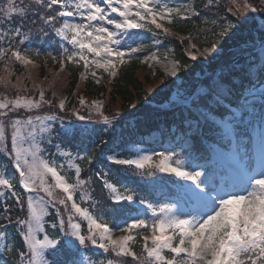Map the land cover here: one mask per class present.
I'll return each mask as SVG.
<instances>
[{"label":"snow or ice","instance_id":"6c2138e0","mask_svg":"<svg viewBox=\"0 0 264 264\" xmlns=\"http://www.w3.org/2000/svg\"><path fill=\"white\" fill-rule=\"evenodd\" d=\"M218 6L217 0H208L204 9L210 11ZM227 10L234 16L244 17L242 22L246 23L247 13H264V0H260L259 5L250 0H229ZM29 15L34 17L33 24L37 20L42 22V33L46 34L47 28L60 39L62 65L65 60L80 65L85 69L81 79H86L90 73L96 83H100L96 70L102 69L109 76H115L120 65L139 58L137 53L158 46L161 34L175 35L171 27L175 21L199 17L201 10L193 3L177 7L166 0H3L0 3V35L21 37ZM17 18L19 22L13 28L12 22ZM5 24L8 25L6 29ZM233 29L238 30V24L230 21L220 34L227 35ZM261 32L264 33V28ZM145 33L153 38L151 45L146 43L148 36ZM27 38L28 33H24L19 43L23 44ZM207 51L205 49L202 54L206 55ZM189 55L192 60L197 59L191 50ZM5 58H14L25 67L35 66L33 60L19 49L14 50L11 43L0 46V60ZM258 59V76H261L264 75V35L260 37ZM149 61L161 65L165 77H175L183 67L168 55L161 59L157 51H150L142 62ZM252 67L255 64L250 65L249 72ZM10 84L7 77H0V85L7 88ZM12 87L17 89L15 98L7 95L0 98V156L12 162L14 173H8L7 167L0 170V189L3 190L0 197L10 193L23 215L14 216L7 199L0 205V264H9L7 254H14L12 264H128L124 259L108 258L109 252L118 258L131 257L135 264H264V130L258 150L252 155L246 152L241 157L236 180L223 187L218 186L206 171L197 170V165L187 170L174 150L124 158L109 155L107 160L111 164L134 169L141 176L168 173L194 185L181 186L187 199L153 202L137 196L134 188L119 181L110 182L108 173H99L108 194L107 210L112 214L113 222L119 221L113 227L103 214L90 211L91 205L81 206L92 200V194L85 187L89 181L81 179V167L74 161L86 160L91 164L92 155L87 150L74 155L65 150L66 145H54L57 152L67 158V168L74 169L71 182L66 174H61L65 168L63 163L57 165L54 160L41 155L45 150L41 147L45 134L49 136L47 142L52 143L51 122L57 117L33 112L43 105L51 107L53 100L45 99L43 89L39 90L38 100L21 96L19 79ZM208 88L207 95L200 100H215L217 108H223L220 100L226 98L217 89L226 88L230 95L231 88L223 79ZM79 103L85 106L86 101L80 98ZM87 106L103 117L105 125L111 123L101 111V102L93 101ZM58 107L65 110L64 99L59 101ZM20 109L28 115L21 118ZM73 114L81 122L91 119V112L86 117L74 109ZM224 114L230 115L227 109ZM221 124L225 133L233 131L226 120ZM66 131L74 138H81L82 142L98 134L87 124L70 125ZM101 141L94 142V146ZM103 143L107 144L106 141ZM49 175L54 183L48 182ZM17 184L28 193L27 197L17 194ZM56 190L63 195H57ZM57 205L63 206L66 218ZM49 209H55L56 222L51 224L46 219L51 215ZM82 222H86V230L82 229ZM139 230L148 231L150 236ZM116 231L127 234L113 238ZM13 232L21 238V247L16 246ZM137 235L143 236L144 240L139 255L132 247ZM90 249L102 250L103 258Z\"/></svg>","mask_w":264,"mask_h":264},{"label":"trees","instance_id":"16d2710c","mask_svg":"<svg viewBox=\"0 0 264 264\" xmlns=\"http://www.w3.org/2000/svg\"><path fill=\"white\" fill-rule=\"evenodd\" d=\"M192 2L201 10V16L192 17L187 21H175L171 26L175 35L161 34L158 37L183 65L180 69L179 83L142 63V54L154 51L157 46L137 53L138 59L120 65L115 76L111 77L102 70H96L97 78L100 79V83H96V79L90 73L86 79H81V74L85 72L82 66L68 63L66 60L63 65L60 63L63 55L60 39L47 28L46 34L42 33L40 31L42 22L37 20L33 24L34 17L31 15L24 22L21 37L5 38L0 35V46L6 47L11 43L14 50L19 49L23 55L33 60L35 65L25 67L14 58L0 60V77H7L11 81L7 88L0 85V93L15 98L17 89L12 85L17 84L19 79L21 96L38 97L39 90L43 89L45 99L53 100L51 107L45 105L46 113L51 112L44 114L57 117L51 122L52 143L47 142L49 136L45 134L41 145L49 151H56L55 144L66 145L65 150L73 153L83 148L88 149L92 155V163L84 160L81 161L80 167L82 173L89 176L88 180L93 182L88 186L92 200L81 206L91 205L90 211L98 215L103 214L110 226L114 227L119 221L113 222L112 214L107 210L109 203L107 190L103 188L102 180L98 176L101 172L108 173L110 182L119 181L122 185L134 188L137 196H144L153 202L180 197L187 199V196L181 187L182 184H176L177 180L176 183L167 180L166 173L157 172L153 176H141L136 174L134 169L111 164L107 160L109 155H119L121 158L152 155L156 150L166 151L162 149L168 145L170 151H182L190 159V165L212 160L213 163L204 170L217 184V177L224 170L218 162L221 156L216 153L214 157L215 147L220 148L219 153L223 150L229 152L238 149L239 156L242 157L246 152L249 155L254 154L256 151H253L252 147L259 145L261 131L264 130V83L261 82L264 81V75L258 76L260 37L264 35L261 32V28H264V19L261 17L264 13H247L248 20L243 23L244 17L234 16L227 10L229 0H217L219 6L213 7L210 11L204 9L208 0ZM250 2L259 5L260 0ZM0 3H3V0H0ZM63 19L65 18H61ZM230 21L238 24V30L233 29L227 35H221L222 28ZM18 22L19 18L14 20L11 26L14 28ZM7 27L5 24V29ZM24 33H28V38L20 44L19 40L23 38ZM150 37L148 34V38ZM146 43L152 44L148 40ZM193 44L195 47L191 48ZM205 49L208 51L203 55ZM190 50L197 56L196 60L190 58ZM253 64L255 67L249 72V67ZM221 79L231 88L230 95L226 88L217 89L220 95L226 98L220 100L223 108H217L215 100L201 101L200 97L206 96L209 91L208 86H215ZM99 93L103 95L109 93L104 115L109 117L111 123L105 125L103 117L99 121L94 116L84 122L78 121L73 110H78L82 115L85 113V109L79 106L80 95L93 97ZM256 96L261 100L253 101L252 98ZM61 99L65 100L64 111L58 107ZM251 104H254L256 109L254 113H249L247 109ZM224 109H227L230 115H225ZM224 119L232 124L233 137L225 133L220 122ZM80 124H87L90 129H96L98 134L82 142L81 138H74L66 131L70 125ZM154 135H158L159 140L148 142L147 139ZM96 141L101 142L94 146ZM104 141L107 144H104ZM56 154L64 161L62 155L58 152ZM7 162H9L7 169L14 171L12 162L5 161L3 156H0V170H3ZM16 176L18 177V173ZM15 191L22 198L27 197L18 184ZM76 196L79 197L77 194ZM5 199L12 206L14 216L23 215L14 203L15 198L10 197V193L6 192L4 197H0V205L4 204ZM49 211L51 215L46 219L51 224L56 222L55 209ZM85 224L83 222L84 226ZM12 235L15 237L16 246L21 247V238L14 232ZM143 244V237L137 235L132 247L138 255L142 252ZM148 244L151 246V241H148ZM89 251L101 258L104 256L102 250ZM7 255L9 264H12L14 254ZM107 257L113 260L124 259L128 264H135L131 257L118 258L111 252Z\"/></svg>","mask_w":264,"mask_h":264},{"label":"rangeland","instance_id":"374dc122","mask_svg":"<svg viewBox=\"0 0 264 264\" xmlns=\"http://www.w3.org/2000/svg\"><path fill=\"white\" fill-rule=\"evenodd\" d=\"M166 2H167L169 5H174V6H177V7L181 6L182 4L193 3L192 0H166ZM65 19H66V18H65ZM67 19L71 20V18H67ZM144 35L148 36L147 33H145ZM152 40H153L152 37L148 38V42H149V43H152ZM159 40H160V39H159ZM154 51H157V52H158V54H159V56H160L161 59H163L165 55H168L170 59H175V57H174V55H173V53H172V50L169 49V48H167V47L161 42V40H160V44L157 46V48H156ZM148 53H149V52H146V53L142 54V56H143V58H141L142 61H143L144 57H145L146 55H148ZM142 63H143V62H142ZM143 64L147 65L151 70H154V71L158 70V71H161L162 73H164V68H163L161 65L156 64V63L153 62V61H149V62H147V63H143ZM101 70H102V69H101ZM102 71H103V70H102ZM105 73L108 74L107 72H105ZM179 74H180V70L178 71V73H177V75H176L175 77H172V78L174 79V81H175V82H178V83H179V81H180V79H179ZM111 77H112V76H111ZM170 77H171V76H170ZM258 93L260 94L261 92H258ZM3 96H4V95H3L2 93H0V98H2ZM31 98H33V97H31ZM80 98H83V99L86 101L85 106H81L80 103H79V106L82 107L83 109H85V113H84L83 115L86 116V117H88V116H89V112H91V116L97 117V119H99V121H100L101 118H102V116H100V115H99L97 112H95L94 110L90 109L87 105H90L93 101H99V102H101L102 105H103L101 111L103 112V114H105L104 111H105L106 102H107L108 99H109V93H107L106 95H103V93H99V94H95L93 97H88V96H86V94H81L80 97H79V100H80ZM34 99H37V100H38V99H39V96H38V97H34ZM252 99H254L253 101H260V100H261V99L259 98V96H257V97H253ZM79 100H78V101H79ZM111 105H113V104H111ZM247 109H248L249 113H252V112L254 113V111H256V109H255V107H254V104L249 105V106L247 107ZM20 112H24V110H23V109L18 110V114H19V116H20L21 118H23L25 115H28L27 113H24V114L21 113V114H20ZM36 112H39V114L44 115V114H48V113H50L51 111H48V112L46 113V111H45V105H43V106L41 107V109H39V110H34L33 114L36 113ZM66 120H67V119H66ZM225 120L228 122L227 119H224V120H221V121H225ZM221 121H220V122H221ZM230 125H232V124H230ZM222 126H223V125H222ZM232 128H233V126H232ZM223 129H224V128H223ZM224 131H225V130H224ZM233 131H234V130H233ZM233 131H232L231 133H228V135H230L231 137H233V133H234ZM8 132H9V147H10V129L8 130ZM158 137H159L158 135H154V136H152L151 138H148L147 141H148V142H153V141L159 140ZM257 145H258V144H256V146H257ZM26 146H27V145H26ZM41 147H42V145H41ZM42 148H43V147H42ZM168 148H169V146L166 145V146H165V149H162V150L170 151V149H168ZM43 149H45V148H43ZM55 149H56V148H55ZM67 149H69V147H68ZM214 149H215V150H214V153H218V154L221 156V158L218 157V158H220V162H219V163H220V166H222V167H225L224 165L229 166V163L232 162V163H234V167H235V169H237L238 164H239V162H240V161H237V158L239 157L238 149L233 150V151H229V152L223 150V152H220V153H219L220 148L215 147ZM84 150H87V151H88L87 148H83L82 150H79V151L81 152V154H83ZM257 150H258V149H257ZM156 151H157V150H156ZM76 152H78V150H76L73 154L75 155ZM56 153H57V149H56V151H55V150L49 151V149H45V150L41 153V155H42L43 157L49 159L50 161L54 160V161L56 162L57 165L63 163V164L65 165V168H64V171L61 172V174H62V175H65V174H66L67 177L69 178L70 182H71L72 180H74V169H73V170H69V169L67 168V158L64 157V158H63L64 161H63L59 156H57ZM176 153H177V154L179 155V157L184 161V163H185V168H186L187 170H191V166H192V165H197V166H199V167H197V170L204 171V169H206V167H207L208 165H210V164L213 163V161L210 160V161H207V162H203V163H195V164H191V165H190V164H189V163H190V159H189L188 157H186V155H184V154L182 153V151L179 150V151H176ZM148 155H151V154H148ZM62 157H63V156H62ZM222 157H223V158H222ZM239 159L241 160V158H239ZM74 163L81 165V161H80V160H76V161H74ZM5 165H6V166H4L3 169L9 165V162L5 163ZM2 166H3V165H2ZM226 171H227V170H226ZM7 172L10 173V174H11V173H14V171H13L12 169H11V170L7 169ZM166 174H167V176H165V178H166L167 180H170L171 182H172V180H173V181H175L174 183H176V180H177L178 182H177L176 184H179V185L182 184L183 186H187V187H194V185H192L190 181H184V180L179 179V178L176 177L175 175L168 174V173H166ZM88 178H89V176H88L87 174H83V173H82V169H81V179L86 180V181H89V184L85 185V187H86L87 189H88V186H91L92 183H93V182H91L90 180H88ZM236 178H237L236 175H234V174H230V173L227 172V175H226V176H223V178H222V182H221V184H220L219 186H220V187H223L226 183L230 184V183L234 182V181L236 180ZM47 179H48V182H49V183H54V181L52 180V178H51L50 175L47 177ZM180 180H181V182H180ZM20 188H22V187H20ZM22 189H23V188H22ZM23 190H24V189H23ZM88 190L90 191V189H88ZM0 191H3V190L0 189ZM25 193H26V192H25ZM26 194L28 195V193H26ZM56 194H57V195H63L62 193H60L59 190H56ZM76 194H77V195H80L79 192H77ZM41 195H44V194L41 193ZM77 197H78V196H77ZM180 198H181V197H180ZM174 199H177V198H171L170 200H174ZM164 201H167V199H164L163 201H160V202H164ZM78 202H79V201H78ZM87 203H88V201L85 202V204H87ZM141 207H142V206H141ZM57 208L60 209L61 213H63V214L65 215V218H66V213H64L63 206L57 205ZM69 210H70V203H69ZM150 218H151V217H150V214H149V219H150ZM76 219H77L78 221L80 220V218H79L78 216L76 217ZM84 223H86V222H84ZM84 227H86V224H85V226H84V225H83V222H82V229H85V230H86V228H84ZM139 231L143 232L144 235H149V236H150V233H149L148 231H146V230H139ZM126 234H127V233H121V232H119V231H116L115 234H114V237H113V238H117V237H119V236L126 235ZM140 236H141V235H140ZM141 237H143V236H141ZM149 241H151V240L149 239Z\"/></svg>","mask_w":264,"mask_h":264}]
</instances>
